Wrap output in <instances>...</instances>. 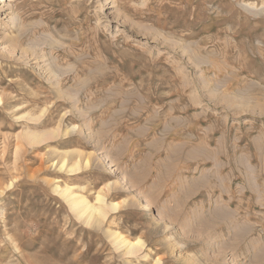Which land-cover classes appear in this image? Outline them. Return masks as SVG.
Masks as SVG:
<instances>
[{
	"label": "rangeland",
	"instance_id": "obj_1",
	"mask_svg": "<svg viewBox=\"0 0 264 264\" xmlns=\"http://www.w3.org/2000/svg\"><path fill=\"white\" fill-rule=\"evenodd\" d=\"M0 6V264H264V0Z\"/></svg>",
	"mask_w": 264,
	"mask_h": 264
},
{
	"label": "bare ground",
	"instance_id": "obj_2",
	"mask_svg": "<svg viewBox=\"0 0 264 264\" xmlns=\"http://www.w3.org/2000/svg\"><path fill=\"white\" fill-rule=\"evenodd\" d=\"M7 0H0V5H4L6 4ZM1 7V6H0ZM65 163V162H64ZM64 193L68 192V189H65L63 191ZM69 199V205H70V208L71 209H75L77 214L79 216H82V215H86V219H90L91 217H93L94 214H97L98 216H104L106 215L104 209H102L101 207H92L91 205H88V203L86 201L83 200V198L81 197H76L74 195H71ZM102 199L103 197H101L100 195L97 196V202L101 203L102 202ZM116 204L112 203V205H110L108 208L110 210H115L116 207H115ZM78 216V218H79ZM101 219V218H100ZM88 221V220H87ZM124 246H127V247H134L131 242H124L122 241ZM130 250V249H129Z\"/></svg>",
	"mask_w": 264,
	"mask_h": 264
}]
</instances>
